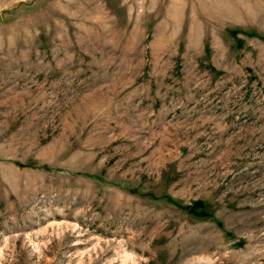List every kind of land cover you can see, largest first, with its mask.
I'll return each instance as SVG.
<instances>
[{"label": "rangeland", "instance_id": "rangeland-1", "mask_svg": "<svg viewBox=\"0 0 264 264\" xmlns=\"http://www.w3.org/2000/svg\"><path fill=\"white\" fill-rule=\"evenodd\" d=\"M0 264H264V0H0Z\"/></svg>", "mask_w": 264, "mask_h": 264}]
</instances>
